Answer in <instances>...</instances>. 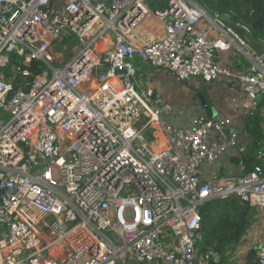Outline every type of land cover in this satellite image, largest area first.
Wrapping results in <instances>:
<instances>
[{
    "label": "built area",
    "instance_id": "built-area-1",
    "mask_svg": "<svg viewBox=\"0 0 264 264\" xmlns=\"http://www.w3.org/2000/svg\"><path fill=\"white\" fill-rule=\"evenodd\" d=\"M211 27L224 29L194 0H0V264H210L197 248L206 202L236 197L264 218V151L246 173L204 180L203 164L245 152L230 120L172 127L171 106L135 79L133 62L235 80L252 115L264 66H222ZM253 254L264 264V243Z\"/></svg>",
    "mask_w": 264,
    "mask_h": 264
},
{
    "label": "crops",
    "instance_id": "crops-1",
    "mask_svg": "<svg viewBox=\"0 0 264 264\" xmlns=\"http://www.w3.org/2000/svg\"><path fill=\"white\" fill-rule=\"evenodd\" d=\"M220 19L221 22H230L221 17ZM210 37L215 45L216 58L222 66L229 67L237 73L247 71L257 62L251 52L249 56L238 55V45L224 29L211 27ZM133 64L138 85L151 90L159 102L171 106L168 122L172 127L186 128L197 118L215 114L230 120L229 134L246 151L250 150L253 140L250 134L244 131L246 110L243 104L246 98L240 82L220 78L211 84H204L197 79L182 83L174 76L149 65L138 62H133ZM262 129L264 132V116ZM147 137L157 150H162L166 145L162 132L155 126L152 132H148ZM237 157L236 150H226L212 165H202V178L207 180L214 176L240 174L242 169ZM249 218L250 223L237 245L229 246L221 253L208 251L212 254L210 264L255 263L253 249L260 243H264V218L258 216L252 209L249 212Z\"/></svg>",
    "mask_w": 264,
    "mask_h": 264
},
{
    "label": "trees",
    "instance_id": "trees-1",
    "mask_svg": "<svg viewBox=\"0 0 264 264\" xmlns=\"http://www.w3.org/2000/svg\"><path fill=\"white\" fill-rule=\"evenodd\" d=\"M194 1L209 15L219 17L226 15L231 23L246 27L254 40L264 44V26L261 31L253 28V24L259 18H264V0ZM263 104L262 100L258 110L245 117L244 131L250 134L253 144L249 151L245 150L237 157V160L242 163V173L252 170L255 165L259 164L256 155L264 144L263 116L260 113ZM250 210L248 205L232 196L206 202L199 210L203 227L202 240L197 245L199 254L208 251L221 253L227 247L237 245L250 223Z\"/></svg>",
    "mask_w": 264,
    "mask_h": 264
},
{
    "label": "water",
    "instance_id": "water-1",
    "mask_svg": "<svg viewBox=\"0 0 264 264\" xmlns=\"http://www.w3.org/2000/svg\"><path fill=\"white\" fill-rule=\"evenodd\" d=\"M222 23L227 34L235 40L236 44L244 50L252 52L257 61H259L264 66V45L254 40L249 35V32H246V30L241 26L226 21H223ZM263 26L264 18H259L253 24V28L258 31L263 30ZM261 150L264 151V146L261 148Z\"/></svg>",
    "mask_w": 264,
    "mask_h": 264
},
{
    "label": "rangeland",
    "instance_id": "rangeland-1",
    "mask_svg": "<svg viewBox=\"0 0 264 264\" xmlns=\"http://www.w3.org/2000/svg\"><path fill=\"white\" fill-rule=\"evenodd\" d=\"M221 18H222L223 20H229V17L226 16V15L221 16ZM54 52H62V53L64 54L62 61L65 62V61L67 60V57H68L67 51H64V50L62 49V47H61L58 43H56V47H55ZM55 65H56V64H55ZM182 83H186V82H182ZM141 89H145V88L142 87Z\"/></svg>",
    "mask_w": 264,
    "mask_h": 264
}]
</instances>
